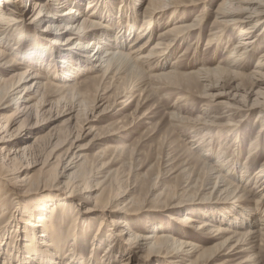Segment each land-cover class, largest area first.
<instances>
[{"label": "bare ground", "instance_id": "obj_1", "mask_svg": "<svg viewBox=\"0 0 264 264\" xmlns=\"http://www.w3.org/2000/svg\"><path fill=\"white\" fill-rule=\"evenodd\" d=\"M71 1L73 4L67 7L68 2L66 0H47L46 2H43V0H30L32 10L29 14V12H24L19 8L21 0H16V2L13 0H0V6L2 5L0 7V112H5L4 115L0 116V159L6 161L7 166L14 165L20 157L44 140L47 141L48 149H50L45 153L46 158L41 163L33 167L28 164L21 172L16 170L17 173L14 172L16 175L12 169L4 168V166L3 168L0 167V180L4 181L3 186L8 187L7 191L2 194L4 196H0V224L1 220L5 218L8 197H12V200L14 198L19 199V202L17 200L11 202L14 213L12 217L8 218L6 224L0 226V264H74L73 260L79 258L78 245L83 239V235H87L91 231L93 233L92 249L89 258L84 260V263L95 264L98 259L95 250H99V247L103 245L99 242V236L105 229L109 245H105L106 252L103 256L104 259H100L101 264L109 263V254H112L113 251L108 246L110 247V244H112L114 236L117 237L118 241L128 243L130 247H136L135 249L139 251L146 250L144 252H147V255L153 251L157 253L155 250L159 249L167 254L169 252L166 248L169 249V245H172L177 248L181 255L200 258L202 252L208 251L210 254L206 257L209 258L214 253L226 252L225 254L228 256L244 258L242 262L244 264H260L255 251L259 250L261 243L264 241V211L262 215H258L261 208L264 210V162L254 176L255 184L260 187L259 189L262 192L255 197L256 199L250 198L246 190L247 184L245 183L247 182L245 180L247 181L249 178L247 172L248 161L246 166H243L241 175L238 178L234 176L238 179L237 183L226 179L214 166L210 167L209 164L200 162L202 169L209 170L210 182L208 181V185H210V188L208 198L212 195L217 196V202L226 205L222 210L211 211L212 214L203 216V219L199 218L198 215H188L190 213L187 212L190 211H186L181 207L182 204H196L194 200L196 199L195 192L192 194L186 192L190 190V187L188 190L180 191L179 194L166 186L165 188L162 187V191L158 190L156 193L151 194V200L154 203L156 202L157 205H166L165 209L176 213H187L181 218H171L172 222L200 234L204 232L210 241L217 242L204 249L191 240H178L177 242V239L166 232L158 233L155 231L151 236L127 234L124 231L125 229L122 228L125 223L124 217L110 218L117 213L124 216L138 214L136 211L142 208V202L138 199L139 197L134 195V192L130 193L127 190L119 192V188L107 189L112 186L110 184H107L108 186L104 185L107 177H104L98 171L99 167L104 169L108 163L102 162L101 154L104 153L103 150L119 151V147L108 144L105 149L94 154L95 162H91L84 152V147L77 144L83 138L91 135L94 130L91 125L89 126L87 118H84L86 120L84 125H88V128L84 129L85 126L81 125L79 111L72 108L66 114L69 117L63 123H67L68 126L63 136L53 132L56 128H52L43 137H36L31 145L20 146L19 143L23 142L30 134L42 130L43 126L51 124L53 114L61 107L60 104L65 93H73L72 96L76 99L81 98L82 101H78H81L87 107L86 98L84 99L86 94L94 90V95L98 94L97 96L101 97V95H106L107 91L114 90L113 94L111 93L106 98L109 99L112 96L121 99L128 91V88H126L128 82L137 85L138 89L142 88V92L151 93L155 88L152 86V84H155V79H165L171 85H185L188 88L196 85L198 81L204 80L203 82H207L206 86L203 87L204 92L217 87V84L222 81H237L239 79L252 82L264 81V52L258 57L257 64L250 74L245 73L242 62L244 56L257 54L260 43L264 41V0H221L217 4L214 11V24L217 25L218 29L210 32V41H215L219 45L224 32L233 29L238 30L237 43L233 44V50L228 57L229 61L225 66L219 65L215 68H205L187 74L178 73L173 67L166 69L165 66H162L160 72L152 77L143 74L144 72L136 66L137 63H146L152 59H155L154 61L164 60L166 55H170L176 43L184 41L193 31H197L199 37L202 31L200 27L203 24L205 15L196 16L191 23L167 28L164 32L158 34L157 42L147 51L146 48L153 40V29H150L153 19L167 10L175 15L178 10L193 8L192 6L199 5L204 0H147L148 4L141 14L142 26L134 36L131 44L126 45L128 52L124 50L126 46L122 30H119V33L122 34L119 40L117 38L119 33H110L112 32L111 25L113 27L111 17H114L110 3H106L105 0H87L88 6L85 11L81 5L84 2L83 0ZM134 4L137 5L138 3L134 2ZM64 7H66V10L63 12ZM101 10L105 13L102 11V14ZM123 10H126V8H119L117 13L121 14ZM27 14L31 15L28 24H30V28L33 27L32 39L29 36H24L26 39H22V34L29 33L23 31L22 29L25 28L20 26L23 23V26L28 29L24 22L25 19H23ZM128 14L127 19H130V21L134 19L133 23L139 17V13L134 10V7L131 8ZM122 15L117 16L122 18ZM124 15L126 16V14ZM100 17H103V19ZM99 20L100 22H96ZM104 20L109 22L102 24ZM110 22L112 24L109 26ZM119 22H121V19ZM53 30L58 34L49 33ZM45 33L52 36L48 46L43 42L48 39V37L42 36ZM232 39L231 41H233ZM33 40H37V45L42 46L44 51L48 47H52L56 54L55 61L47 60L45 57L46 52L43 54L39 49L33 50V53L30 54L29 47L26 48L21 44V42L30 43ZM87 40L89 41L87 42ZM228 40L230 41V39ZM62 52L65 55L58 57L57 54ZM37 65L39 68L47 69V75L53 76L54 81L46 79L45 73L35 70ZM88 71L93 75L83 83L87 87L85 92L77 91L79 84L77 77ZM137 76H139L138 81ZM213 80L215 84L212 83ZM134 89L135 87L131 90ZM240 89H242L241 83H238L236 90ZM245 93L247 94V92ZM259 93L261 94L260 91H258V95H260ZM245 96L243 95V98ZM56 97L60 99L56 100ZM138 102H136V111L140 106ZM256 102L257 105H253L247 110L238 107L230 108L227 112L228 115H225V113L221 116L222 114H215L214 112L213 117L207 121H201V124L210 123L211 126L215 127L214 138L218 143L223 138L222 135L225 136L224 139L232 136L234 146L236 145V151H234L237 155L240 144L237 135L234 133L237 132L236 126H239L241 122L239 118L243 114L247 116L250 112L252 113L251 110L258 109V118L263 127H261L260 132L264 133V102L260 103L261 101L258 102V100ZM242 110L244 113H241ZM206 111L208 110H205V113ZM83 114H88L87 109L83 111ZM57 115L56 118H60L58 113ZM172 115L174 113L171 114V117ZM223 117L227 119L226 122L219 121ZM190 120L189 123H191ZM198 120L193 121L192 119V126L200 124ZM195 130L197 131V129ZM58 131L62 130L58 129ZM193 131L194 129L191 130V133ZM194 143L196 142L193 139L189 140V144L192 146ZM253 145L251 144L250 147ZM60 146L67 147L54 156V150L56 151V148ZM218 148L216 149V156L218 155L220 158L223 155L220 156V146ZM251 151L253 152L252 149L248 152V159L251 157ZM239 158L240 155H237L236 162ZM200 167L198 171H195V174L202 170ZM34 168H36L35 171L29 172ZM183 169L182 173L188 172L190 177L189 170ZM24 171L27 172L21 175ZM59 178L64 179L60 188L63 195L59 199L51 200L50 196L44 193L49 192L53 188L50 183L57 181ZM196 179L198 181L199 178L196 176ZM27 181L33 182L32 186L38 191L30 195L31 198H37L32 203H24L23 201L30 198L27 192L33 188L29 187V183L25 184ZM17 183H20L19 185L23 186L25 188L23 190L27 192L24 193L15 189L11 191L13 185ZM196 184L191 188L196 189L198 187ZM155 186L148 188L150 189L149 192L156 189ZM117 191L119 194H117ZM75 200H78L79 203H73ZM92 203V206L84 208V210L78 207ZM135 205L139 207H135ZM49 208L51 209L50 215H48ZM57 212L61 214L59 218L56 217ZM93 214L98 215V218L90 219ZM215 215L218 219L214 218ZM93 224L95 225L94 228ZM126 234L127 237L125 238ZM19 235L20 238H18ZM202 240L205 241V239ZM17 241L19 244H16ZM191 263H194V261H191Z\"/></svg>", "mask_w": 264, "mask_h": 264}, {"label": "rangeland", "instance_id": "obj_2", "mask_svg": "<svg viewBox=\"0 0 264 264\" xmlns=\"http://www.w3.org/2000/svg\"><path fill=\"white\" fill-rule=\"evenodd\" d=\"M13 1L16 2V0ZM46 1L47 0H43V2ZM83 1L84 2L81 5L83 10L86 11V8L88 6L87 0ZM139 1L105 0L106 3L108 2L111 4V12L113 11L114 15L113 18L111 17L113 27L111 25L112 32L110 33L117 34L122 30V34L124 33L123 37L125 38V46L131 44L134 36L139 32L142 26L141 14L148 3L147 0ZM220 1L221 0H204L205 3L203 2L199 5L192 6L193 8H186L182 10L180 9L178 10V13H175V15L173 12L171 14V11L167 10L164 11L163 14H161L159 17L154 18L150 28L153 29V40L151 44L146 48L147 51L150 50L152 46L157 42L158 34L164 32L167 28H170L174 25L191 23L196 16L205 15L203 18V24L200 27L202 31L199 37L197 31L191 32L188 38H186L184 41L179 42L181 44L176 43V45L172 48L170 55H166L164 60L154 61L155 59H152L151 61L146 63H137L136 66L140 68L139 70L144 72L143 74H147L148 76L151 75L152 77L153 75H156L160 72V68L162 66H165L166 69L173 67L178 73L186 74L189 72H197L205 68H215L219 65L225 66L229 61L228 57L233 50V44L235 45L237 43L236 37L238 30L233 29L224 32L222 34L223 36L221 39V44L219 45L215 43V41H210V32L217 31L218 29L217 25L214 24V11ZM66 2H68L67 7L73 4L71 3V0H66ZM134 2H137L140 5H136L134 4ZM19 6L21 10L27 13L29 12L30 14L32 10L30 0H21ZM0 7H2V5ZM124 7L126 8V10H128H123V13H121L123 14L122 18H120L117 16L121 15L120 13H117L118 9ZM132 7H134V10H137L139 13V17L134 23L132 22L134 19H131V21L130 19H127V14ZM65 10L66 7L63 8V12ZM102 11L103 10H101V13L103 14L104 11ZM29 14L23 17V19H25V25H27L28 29L23 26V23H21L20 25L25 28L22 29L23 31L29 32L28 34H22V39H26L24 38V36H29V38H31V34H33V27L30 28V24H28L30 21L29 18L31 16ZM124 14H126V16ZM100 18L103 19V17ZM78 19L80 20V17ZM120 19L121 22H119ZM100 20L96 22H100ZM106 22L109 21L104 20L102 24ZM110 24L112 23L110 22L109 26ZM49 33L53 35L58 34L54 30ZM122 34L119 33L117 37L118 40ZM48 35V33L42 35L48 37L47 40L43 41L47 46L50 45V38H52V36ZM228 39H230V41ZM231 39L233 41H231ZM88 41L89 40H87V42ZM21 44L26 46V48L29 47L30 54L33 53V50L36 51L39 49L43 54L44 52H46L45 57L47 60L55 61L56 54L55 50L52 49V47H48L47 49H45L46 51H44L42 46L37 45V40H33V42L30 43L21 42ZM259 47L260 49L258 50L257 54L244 56V60L242 59L243 66L245 67L243 70H245L246 74H250L252 72L255 65L257 64L258 57L262 52H264V41L260 43ZM124 50L125 52H128V47L126 46ZM64 55L65 53L63 52L57 54L58 57H63ZM35 70H39L40 72L45 73L44 75H46V79L54 81L53 76L47 75V69L39 68L37 65V68H35ZM92 75L93 74L88 71L81 73V75L77 77V82L79 83L77 91L85 92L87 87L83 83L89 80ZM138 78L139 76L136 77L137 81ZM203 81L204 80H200L196 85L188 88V86L185 85H171L165 79H155V84H152V86L155 88L153 89V91H151V93L142 92V88L138 89L137 85L132 82H128L126 87L128 88V91L134 87L135 89L129 92L127 91L126 95L121 97V99H117L112 96L109 99L106 98L107 96L111 95V93L113 94L114 90L107 91L106 95H101V97L97 96L98 94L95 96L94 90L91 91V93L86 94L84 99L86 98L85 101L87 107H85L83 103H81V98L76 99L74 98V96H72L73 93H65L63 94L64 98L60 104L61 107H59V109H57L53 114L54 117L52 118L51 124H48V126H43L42 130H39L34 134H30L25 138L23 142L19 144L20 146L31 145L36 137H43V135L52 128H56V130L53 132H57L60 134V136H63V133L66 132L68 126L67 123H63V121H65L69 117V115L66 114H68L70 112V109L72 108L75 111H79L81 125L85 126L84 124L86 123V120L84 118H87L89 120V126L91 125L94 130L91 135L83 138L77 144L84 147V152L87 158L91 160V162H95L94 154L102 149H105L108 144H113L119 147V151L113 152L112 150H103L104 153L101 154V158H103L102 162L108 163V165H106L104 169L99 167L98 171L101 172V175L107 177L104 185L108 186L107 184H110L112 186H109L107 189L119 188V192L123 190H127L130 193L134 192V195L139 197L138 199L141 200L140 202H142V208H140L141 210L139 209L136 211L138 212V214L124 216L117 213L110 218L117 219L116 217H124L123 220L125 221V223L123 224L122 228L125 229L124 231L127 234L132 233L131 235H133L134 233L138 236H151L155 233V231H157L158 233L166 232L173 238L177 239V242L178 240H191L202 248L207 249L210 247V245H214L217 242L213 240L210 241L207 238L208 236L204 232H201L200 234L194 232L193 230L185 229L179 224L172 222L170 219L181 218V216L187 213H190L188 215H198L199 218L203 219V216L211 215V211L222 210L226 207V205L217 202V196L214 197V195H212L208 198L207 195L210 188V185H208L210 182L209 170L202 169L200 167V162H203V164L207 165L209 164L210 167L214 166L215 168H217L219 173L226 177V179L232 180L234 183H237L238 179L234 178V176H237L238 178L241 175V170L243 169V166H246V163L248 161L247 172L249 174V178L247 179V181L245 180V182H247L245 183L247 184L246 190L249 193L250 198L256 199L255 197L259 196L262 193L259 189L260 187L255 184L256 182L254 180V176L256 175L255 173L258 171L261 164L264 162V133L262 134V132H260L262 126L257 114L258 109L251 110L252 113L250 112V114H248L247 116L243 114L242 117L239 118V121L241 120V122L239 123V126H236L237 132L234 133L237 135L240 144V149L239 151H237V155H240V158L237 159L238 161L236 162V145L234 146L233 137L230 136L224 139L225 136L222 135L223 138H221L219 144L215 141L214 138V133L216 132L215 127L211 126L210 123L201 124V121L204 122L209 120L214 116V112L215 114L220 113L222 114L221 116H223L225 113V115L229 114L227 112L230 108L238 107L240 109L247 110V108H250L253 105H257V102L255 103L256 100H258V102L261 101L260 103L264 102V81L262 80L252 82L250 80L242 81V79H239L237 81H222L217 84V87L208 89V92H204L205 89L203 87L206 86L207 82ZM212 83L215 84V81L213 80ZM238 83H241L242 89L240 90H236V85ZM258 91L261 92V94L259 93L260 95H258ZM245 92H247V94ZM243 95H246L245 98H243ZM55 99L59 100L60 98L56 97ZM136 102L140 104L138 108L139 111H136ZM86 109L88 114L84 115L83 111ZM205 110L208 111H206L205 113ZM243 110L241 111V113H244ZM57 113L60 115V118H56L58 116ZM170 113H174V115H172V117L174 116L173 118L171 117ZM4 114L5 112H0V116ZM189 119H191V123L194 120L199 119L198 122H200V124H196L195 126L193 125V127L192 124L188 122ZM221 119L219 120L220 122L227 121L225 117ZM208 126L210 127L208 128ZM87 128L88 125L85 126L84 129ZM58 129L62 131L59 132ZM193 129L194 131L191 133V130ZM195 129H197V131ZM190 139H193L194 142H196L193 146L189 144ZM46 142L47 141L44 140L41 144L34 146L31 150H29V152H26V154L20 157L14 165L7 166V162L0 159V167L3 168L4 166V168L12 169L13 173H17L16 170L21 172L22 169L28 164H31L32 167L38 165L46 158L45 153L50 150L48 149V144ZM251 144H254V148L253 146L250 147ZM218 146H220V156L223 155L220 158L218 155L216 156V149H219ZM66 147L60 146L56 148V151L54 150L53 152L54 156H56L57 153H61L62 150H64ZM194 147L196 148L194 149ZM251 149L253 150V152L251 151V157L248 159V152H250ZM199 167L202 170L199 171V173L196 172L195 174V171H198ZM36 168H38V166H36ZM36 168L31 171L29 170V172L32 173ZM183 168L189 170L191 174L190 177L188 176V172H186L187 174L182 173L184 170ZM26 172L27 171L22 172L21 175H24ZM196 176L197 178H199L198 181L196 179ZM63 180L64 179L59 178L57 181L51 182L50 185H52L53 188H51L49 192H45L44 194H48L51 200L59 199L61 195H63L61 193L62 190H60L63 184ZM28 183L29 187H33V182H25V184ZM195 183H197L196 185L198 187L196 189H192L191 187ZM19 184L20 183L13 185L11 191L15 189L17 191L20 190L24 193L27 192L24 191V187L20 186ZM3 185L4 181L0 180V196L4 194L8 189V187ZM154 185H156L155 187L157 188L149 192L150 189L148 188H152ZM166 186L170 187L171 190L179 194L180 191L182 192L184 190H188L189 187L192 191L188 190L186 191L187 193L190 192V194H192L193 192H195L196 199L194 200L196 204L187 203L181 205L184 210L190 212L176 213L175 211L165 209L166 205L158 204V206L156 202L154 203L151 200L150 196L152 193L154 194L158 190L162 191V187L165 188ZM39 189L40 188L38 187V190ZM35 191L37 190L33 187L31 190H29V192H27L29 193L27 195L30 196ZM119 192L117 191V194H119ZM35 199L37 198H31L30 196V198L23 201L24 203H32V201ZM14 200H17L19 202L18 198H14L12 200V197H8L6 214L4 215L5 218L1 220L2 222L0 226L6 224L8 218L12 217L14 210L11 202H14ZM73 203L78 204L79 202L78 200H75ZM92 205L93 203L78 207L79 209L84 210V208L90 207ZM135 207L139 206L135 205ZM50 210L51 209L49 208L48 215L51 214ZM263 211L264 210L261 208L260 212H258V215H262ZM60 215V212H57L56 217L59 218ZM93 218H98V215H91L90 219ZM214 218L218 219L216 215L214 216ZM94 226L95 225L93 224V228ZM92 234L93 233L91 231L89 234L83 235V239L78 245V251L80 252V254L78 253L79 258L73 260L74 264H85L84 260H87L89 258V253L92 249ZM127 234L125 235V238L127 237ZM20 237L21 236L19 235L18 238ZM112 239V244H110V247L108 246V248L113 252L112 254H109L110 260L108 264H244L242 263L244 258L240 256H228L227 254H225L226 252L214 253L213 256L209 258L206 257L208 254H210V252L208 251L202 252V256H199L200 258L191 255H181V253L177 251V248L172 245H169L170 247L168 246L169 249L166 248V250H168L169 252L167 254L165 253V251L159 249L155 250V252L157 251V253H154L153 251L147 255V252H144L146 250L139 251L135 249L136 247H130L128 243L125 244L124 242L118 241L117 237L115 236ZM202 239H205V241L208 242H205ZM14 240L15 238L13 239V242ZM99 242L103 245L99 247V250H95L98 258L95 264H101L102 261H100V259L103 258L106 252L105 245H109V243L107 242L106 229L99 236ZM16 244H19V242L17 241ZM263 248L264 241L261 243L259 250L255 251V253H257L258 255L260 264H264ZM191 261H194V263H191Z\"/></svg>", "mask_w": 264, "mask_h": 264}]
</instances>
